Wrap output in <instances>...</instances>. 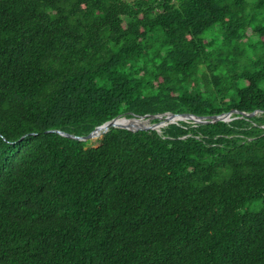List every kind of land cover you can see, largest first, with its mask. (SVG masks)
<instances>
[{
    "label": "trees",
    "instance_id": "trees-1",
    "mask_svg": "<svg viewBox=\"0 0 264 264\" xmlns=\"http://www.w3.org/2000/svg\"><path fill=\"white\" fill-rule=\"evenodd\" d=\"M262 9L0 0V264H264Z\"/></svg>",
    "mask_w": 264,
    "mask_h": 264
},
{
    "label": "water",
    "instance_id": "water-1",
    "mask_svg": "<svg viewBox=\"0 0 264 264\" xmlns=\"http://www.w3.org/2000/svg\"><path fill=\"white\" fill-rule=\"evenodd\" d=\"M130 117H127L126 114H123L121 116L115 117L109 121L104 122L103 124L96 126L91 132H89L85 136H75L73 134H68L60 130H50V132L57 133L63 137L71 138L77 141H88L90 139H98L100 136L108 132L111 128H117V129H124L128 131H156L157 133H161V129L168 124L176 123L178 121H184V120H194L196 122L201 123H212L216 121H228L227 118L231 114V112H228L223 115H216V116H193V115H186V116H179L174 113L166 112L163 114H154V115H143V116H137L132 113H128ZM256 112L252 113H242V115L252 116L255 115ZM125 120V121H138V120H146L150 122L149 126H141V127H128V126H121L117 125L116 122L118 120ZM154 120H157V122H152Z\"/></svg>",
    "mask_w": 264,
    "mask_h": 264
},
{
    "label": "rangeland",
    "instance_id": "rangeland-1",
    "mask_svg": "<svg viewBox=\"0 0 264 264\" xmlns=\"http://www.w3.org/2000/svg\"><path fill=\"white\" fill-rule=\"evenodd\" d=\"M247 1H248V2H252V1H254V0H247ZM255 16H256V21H257L258 23H261V24L264 25V9H262V10H260V11H257V12L255 13ZM251 38H252L253 41H255V40L257 39L256 36H253V37H251ZM248 56H249L250 58H255V57H257V56H264V50L256 49L255 51H250L249 54H248ZM261 87L264 88V82L261 84ZM256 114L261 115V113H256ZM231 119H232V117H231V114H230V115L228 116L227 120L230 121ZM152 122H153V121H152ZM96 140H97V138H96V139H90V140H88V141H90L89 146H95V145H96Z\"/></svg>",
    "mask_w": 264,
    "mask_h": 264
},
{
    "label": "bare ground",
    "instance_id": "bare-ground-1",
    "mask_svg": "<svg viewBox=\"0 0 264 264\" xmlns=\"http://www.w3.org/2000/svg\"><path fill=\"white\" fill-rule=\"evenodd\" d=\"M117 125H121V126H128V127H141V126H149L150 122L146 121V120H138V121H125V120H118L116 122ZM94 138V137H93Z\"/></svg>",
    "mask_w": 264,
    "mask_h": 264
}]
</instances>
